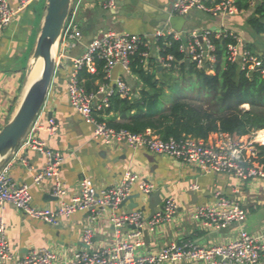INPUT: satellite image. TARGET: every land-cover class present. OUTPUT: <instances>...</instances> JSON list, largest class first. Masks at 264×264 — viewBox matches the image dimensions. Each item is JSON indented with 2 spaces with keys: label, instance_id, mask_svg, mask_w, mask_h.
<instances>
[{
  "label": "built area",
  "instance_id": "1",
  "mask_svg": "<svg viewBox=\"0 0 264 264\" xmlns=\"http://www.w3.org/2000/svg\"><path fill=\"white\" fill-rule=\"evenodd\" d=\"M124 0H105V8H114L117 3ZM210 0H175L174 13L185 15L193 9L210 12L214 15L228 17L239 14L242 10L232 0L210 6ZM29 0H18L15 9L10 0H0V35L12 22L15 14L26 7ZM204 31L201 34L191 32L186 43L183 42L184 32H176L172 27L159 28L154 33V38L172 36L181 42L180 51L185 54V60L193 63L197 68H206L215 62L216 47L210 36L215 33L220 37L223 32ZM236 44L228 45V60L238 62L241 69H246L247 76L258 73L264 79V60L258 54L243 46V41L235 33ZM202 38V39H201ZM146 36L132 33H119L108 30L95 36L78 56L71 57L67 54L69 49L78 48L83 41V31L71 19L67 21L59 51L57 68L62 64L61 59L71 61V69L67 77V87L70 103L83 119L93 124V139L102 142L105 146L126 144L133 150L144 149L153 154L167 155L186 164L195 165L202 174L227 173L233 175L241 184L250 180L264 182V163L258 158V141L260 131L254 130L248 135L237 136L230 133L216 132V139H203L193 136H184L180 139H162L152 129L143 132H133L129 129H116L106 121L98 118L109 107L111 97L118 94L122 98H132L133 89L124 80L123 76L114 77L113 71L121 67L124 72H130L132 56L140 46L147 41ZM156 65L163 69H170L175 60L174 55L162 56L160 47L156 44ZM150 50L143 53L146 66L149 63ZM104 61V81L97 84V89L89 91L84 86L81 78L82 70L89 74L97 75V60ZM155 65V66H156ZM43 110V109H42ZM42 112V111H41ZM59 124L55 118L49 117L46 121L41 119V113L25 139L20 149L30 150L44 155L47 159L46 166L35 175V182L51 181L52 194L57 198L66 196V184L61 176V167L65 161L64 154L51 146L40 137L41 131L50 136L57 134ZM139 177L133 171L127 170L116 185L97 188L88 180H84L79 192L70 202H62L57 209L40 208L31 204L29 185L18 183L0 173V205L11 203L24 214L45 220L58 225L61 218L68 217L75 212L89 214L91 222L103 211L110 209V221L113 224L115 242L108 247L97 248L94 243V232L91 226L84 229L82 241L84 247L75 251L71 264H179L190 261L195 264H264V229L256 233L243 229L237 237L223 244L199 245L193 240L172 242L154 252L144 250L143 231L154 230L163 221H170L177 213L179 205L175 198H167L160 211H155L152 216H145L144 210L134 209L122 213L120 205L124 200L133 197V187ZM140 191L150 194L154 186L149 182H139ZM196 188V186H193ZM216 205H198L192 211V218L207 229H216L243 223L247 213L240 200L228 198L220 192L216 195ZM130 200V199H129ZM128 200V201H129ZM127 201V202H128ZM126 205V204H125ZM132 226L123 238V229ZM6 224L0 220V264H10L12 252L6 237ZM56 255L46 247L32 249L15 264H57Z\"/></svg>",
  "mask_w": 264,
  "mask_h": 264
},
{
  "label": "crops",
  "instance_id": "2",
  "mask_svg": "<svg viewBox=\"0 0 264 264\" xmlns=\"http://www.w3.org/2000/svg\"><path fill=\"white\" fill-rule=\"evenodd\" d=\"M10 1L16 9L18 0ZM38 1L40 0H29L28 5L15 14L12 22L0 35V130L12 118L27 88L26 71L44 19V12L38 16L36 10ZM128 1L126 4L119 2L114 8H105V0H76L72 5L71 19L82 26L84 34L82 44L72 49L74 52L69 55L71 57L80 55L95 36L108 30L146 36L147 42L153 43L155 47L157 39L154 38V33L159 28L150 22L151 18L145 19L144 10L127 4ZM222 1L210 0L208 5L213 6ZM174 2L175 0H160L158 3L151 1V4L156 10L173 12L176 15L173 10ZM257 4L258 0H251L247 10L241 9L239 14L232 17L193 9L187 15L184 35L188 36L191 32L201 34L207 30L214 32L229 30L235 32L243 41V46L251 50L249 45L256 38L252 36L255 32L251 28L248 29L247 19L253 15ZM59 48L62 52L61 43ZM255 54L264 60V52ZM24 59H27V66L23 63ZM60 62L62 65L57 68L41 112L43 121L51 116L55 118L59 130L54 136L44 131L39 135L48 146L61 151L65 156L60 171L66 184V196L55 197L52 194L50 180L35 182L36 173L47 164L46 157L37 152L19 149L1 171L11 180L29 185L30 202L33 206L57 209L62 202L71 201L81 189L84 180H88L97 188L116 185L125 172L130 170L138 175L139 181L133 187V197L120 208L122 213L134 209L143 210L145 207V216H151L148 208L149 196L142 193L139 188V182L142 181L154 186L151 193L160 191L162 202L155 211L162 210L167 198H175L179 205L176 215L170 221L161 222L154 230L143 231L142 238L146 251L154 252L172 242L186 240H193L199 245L203 242L204 246L223 244L237 237L243 229L246 230L245 224L236 226L241 224L237 223L227 226L224 228L226 231L220 232L216 229H207L192 218V211L196 206L216 205L217 192L225 197L240 200L247 214L255 213L249 232L261 231L260 227L264 222V182L255 179L241 184L231 174L224 172L202 174L195 165L186 164L167 155L153 154L144 149L133 150L126 144L105 146L93 139V124L83 119L70 103L67 87V77L71 69L70 58L61 59ZM152 68L151 66L149 69ZM159 70L164 69L161 67ZM113 75L114 77L122 75L134 93L143 85L137 88L134 82L138 77L131 70L124 72L121 67H116ZM100 82L97 80L96 84ZM218 137V133H212L209 139ZM134 204H139V207L132 209L130 205ZM110 215L111 210L107 209L91 222L89 214L75 212L61 218L58 225H53L24 214L11 203L0 205V220L6 224L5 233L12 252L9 263L15 264L32 249L46 247L56 255L57 264H71L75 251L84 247L82 235L87 226L93 228L97 248L111 246L115 242V237ZM132 228L126 226L123 229V238ZM179 264L195 263L183 261Z\"/></svg>",
  "mask_w": 264,
  "mask_h": 264
},
{
  "label": "trees",
  "instance_id": "3",
  "mask_svg": "<svg viewBox=\"0 0 264 264\" xmlns=\"http://www.w3.org/2000/svg\"><path fill=\"white\" fill-rule=\"evenodd\" d=\"M234 3L239 9L247 10L251 0H235ZM247 25L255 33L264 35V0H258L253 15L247 19ZM233 35L228 30L220 37L215 33L210 36L216 47L215 62L206 68L186 64L185 54L180 51L181 42L172 36L156 40L162 56L172 54L175 57L169 69L170 75L180 70L181 80L188 75L195 76L192 85L198 86V100L202 98L201 102H207L204 103L206 107L186 101L188 92L178 80L171 83V78H157L160 70L155 66L156 55L149 57L148 66L143 56L154 45L145 41L132 56L130 66L131 72L141 80L142 87L132 98L113 95L109 107L98 119L116 129L125 128L133 132L150 128L164 140L188 135L207 139L216 132L244 136L264 129V79L258 73L247 76L246 69H241L238 62L228 60V45L237 43ZM97 66V75L89 74L86 69L81 72L83 84L89 91L97 89V80L104 81V61L98 59ZM151 66L153 68L149 69ZM160 73L165 74V69ZM166 86L170 92H167ZM164 102L171 103L164 107ZM258 149V158L264 163V144L259 145Z\"/></svg>",
  "mask_w": 264,
  "mask_h": 264
},
{
  "label": "water",
  "instance_id": "4",
  "mask_svg": "<svg viewBox=\"0 0 264 264\" xmlns=\"http://www.w3.org/2000/svg\"><path fill=\"white\" fill-rule=\"evenodd\" d=\"M72 1L73 0H46L43 23L40 28L31 62L26 71V87L29 81V75L33 70V63L42 60V72L40 76L25 88L26 90L24 91L17 110L12 118L0 130V173L13 155L22 147L30 129L47 101L57 71V58L60 51L59 46L72 11ZM126 1L127 0H124L120 3L126 4ZM151 1L160 2V0H129L127 4L134 5L137 9L144 10L146 12L145 19L151 18L152 20L150 19V22L157 28L170 25L176 32L182 33L184 31L188 16L174 15L173 12H161L156 10V8L152 6ZM148 2H150V4ZM55 45L56 51L54 54L53 47ZM186 64H189V60L186 61ZM159 69H161V66ZM191 194L193 195V193ZM147 196H149L150 202L148 208L152 216L156 208L161 204L162 198L160 196V191L147 194ZM128 200H124L120 208H122ZM130 207L132 209L137 208L139 204L130 205ZM143 210H146V208L144 207Z\"/></svg>",
  "mask_w": 264,
  "mask_h": 264
},
{
  "label": "rangeland",
  "instance_id": "5",
  "mask_svg": "<svg viewBox=\"0 0 264 264\" xmlns=\"http://www.w3.org/2000/svg\"><path fill=\"white\" fill-rule=\"evenodd\" d=\"M75 1L76 0L72 1V5L75 3ZM45 4H46V0H40V1H38L36 3V10H37L38 16H40V14H42L44 12ZM80 28H82V26H80ZM248 29H249V27H248ZM185 30H187V27H186ZM186 33H188V32H186ZM252 36L254 38H256V40L249 45V48L251 49V51L253 53H259L260 51L264 52V35L259 36L257 33H253ZM186 39H187V34H185L183 36V42L184 43H186ZM73 52L74 51L72 49H69L67 54H70V53L73 54ZM150 54L154 55V56L156 55V51H155L154 47L151 48ZM26 60L27 59H24V61H23L25 66H27ZM169 71H170L169 69L165 70V74L168 75L169 78H168V76L163 77V75H165L164 73L163 74L157 73V78H159L160 80H167V79L171 78L170 79L171 83H173L175 80H178L180 86L185 88L186 91L188 92L189 97L187 99H185L186 101H189L190 103H193L195 105H203L204 107H206L205 104L207 102L206 103L205 102H201L200 100L202 98L200 100H198V97H197V94H199L198 93V90H199L198 86H196V85L193 86L192 85V81L195 80V76L188 75L186 79L181 80V78H180L181 77L180 70L175 71L172 75H170ZM135 80H136V82H134V83L137 86V88L139 89L141 87V85H142V82H141V80L139 78H135ZM166 90H167V92H170L169 87H167V86H166ZM204 96L205 95H203L202 97H204ZM170 103L171 102H164V107H167ZM244 106L247 107V105H244ZM247 212L249 213V211H247ZM255 216H256L255 213H253L251 215L247 214V219L243 223L237 224L236 226L245 224L246 225V231L249 232L250 231V227H251L250 223H251L252 220H254ZM263 220H264V218H263ZM224 228H226V227H224ZM224 228H222L221 230H218V231H220V232L226 231V229H224ZM260 228H261V230L264 229V222L262 223V226ZM250 233H252V232H250ZM200 244L202 245L203 242H200Z\"/></svg>",
  "mask_w": 264,
  "mask_h": 264
},
{
  "label": "bare ground",
  "instance_id": "6",
  "mask_svg": "<svg viewBox=\"0 0 264 264\" xmlns=\"http://www.w3.org/2000/svg\"><path fill=\"white\" fill-rule=\"evenodd\" d=\"M55 51H56V45L53 47L54 54H55ZM42 66H43L42 60H40L39 62L33 63V70L29 75V81H28L27 87L31 84L33 80H35L38 76H40L42 72ZM257 140L264 142V131H260Z\"/></svg>",
  "mask_w": 264,
  "mask_h": 264
}]
</instances>
